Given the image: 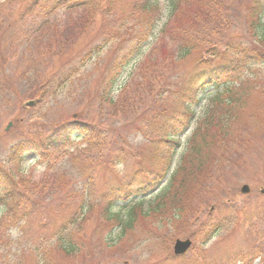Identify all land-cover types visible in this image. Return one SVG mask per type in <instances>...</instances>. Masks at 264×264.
Listing matches in <instances>:
<instances>
[{"label": "rangeland", "instance_id": "obj_1", "mask_svg": "<svg viewBox=\"0 0 264 264\" xmlns=\"http://www.w3.org/2000/svg\"><path fill=\"white\" fill-rule=\"evenodd\" d=\"M151 1H158L165 15L158 12L154 16L156 29L140 53L120 70H110L109 66L131 57V46L137 40L124 34L123 25L134 35L145 25L146 11L122 19L136 5L135 0H0V166L15 182L25 183L20 187L25 193L20 209L14 199L0 194V221L2 216L9 220V231L20 234L23 244V249L13 246L10 252H0V264H264L262 60L238 65L227 77L234 81L232 95L239 97V109L230 94L209 88L202 95L167 177L151 192L144 189L133 199L116 201L112 213L118 217L107 219L108 191L125 185L137 169L141 180L134 183V189L151 180L155 148L145 142L150 135L144 132L154 119L150 88L161 90L164 80L182 83L177 92L166 96L162 106L167 114L162 122L179 108L171 96L185 89L197 61L195 56L176 60L173 70L160 80H144L150 74L143 70L145 58L152 54L161 57V48L174 44L169 33H160L168 21L167 0ZM145 3L147 0L141 6ZM250 3L241 0L226 35L242 46L252 43L256 47L245 26ZM80 4L86 7L70 9V5ZM117 72L111 91L107 87L108 98L98 103L104 81ZM31 100L35 104L28 106ZM224 113L226 134L222 137L216 132L219 128L211 129L204 149V171H194L191 186L188 182L180 185L184 174L177 173L178 185L172 191L173 175L189 156L197 133L208 118ZM74 120H92L96 130L108 133L104 159L98 160L95 151H91L94 156L88 155L86 138L73 137L69 144L46 155L31 150L21 163L12 161V148L30 134L70 127ZM123 138L134 154L130 152L123 163L116 164L120 155L129 152L121 150ZM204 176L207 181L199 182ZM244 184L250 186L247 194L241 191ZM89 189L94 203L84 209V228L78 238L82 250L64 256L54 247L55 234L64 220L79 213L81 194ZM141 200L142 206L133 209ZM151 205L155 208L149 211ZM10 210L15 213L11 215ZM133 213L135 223L122 236L126 217ZM22 214L26 218L23 226L14 223L21 221ZM186 238L192 239V248L175 256V241Z\"/></svg>", "mask_w": 264, "mask_h": 264}, {"label": "trees", "instance_id": "obj_2", "mask_svg": "<svg viewBox=\"0 0 264 264\" xmlns=\"http://www.w3.org/2000/svg\"><path fill=\"white\" fill-rule=\"evenodd\" d=\"M144 1L135 0L136 5L132 6V9L125 12L122 16L123 21H125L133 18L137 11H146L144 14L145 25L135 35L131 28L123 25L124 34L127 37L133 35L137 40L135 41V45L131 46V57L120 62L118 65L109 66L110 70H120L124 64L130 61L133 55L140 53V50L147 43L146 41H148V36L154 28L156 29L158 21L154 16L158 12H161V17L164 16V10H160L161 5L158 1L147 0L148 3L141 6ZM240 3L241 0H167L166 17L168 21L162 27L160 33L163 35L169 33L174 44L172 48L169 47L170 45L166 46L165 49L161 48V57H159L160 55L154 56L152 54L150 57L145 58L142 63L144 64L143 70L145 73L150 72V74L146 75L144 80L146 81L153 77L156 78V81L160 80L163 75L173 70L177 62L176 60H183L189 56H195L197 58L195 70L192 77L187 78L184 85L185 89L181 93L178 92L176 95L171 96L172 99L178 102L179 108L173 109V112L169 113L167 118L162 122L160 120L165 118L167 114L166 109L162 106L166 96L171 94V92H177L178 85L182 83H178L177 80H164V88L161 90L156 89L154 86L150 88L153 104L151 109L154 119H151L144 127V132L150 135L145 137V142L152 144L155 148L152 155L153 166L150 169L149 175L151 180L145 181V185L142 183L139 189H134V183L141 180L138 179L137 169L131 177H128L129 180L125 185H117V187L108 191L110 194L106 203L108 209L106 216L108 220H111L113 217H118V215L112 213L116 201L133 199L144 189L151 192L166 178L171 169L177 147L180 145V136L191 124L195 116V107L199 104L201 100L200 95L203 92L208 88H216L218 92L230 94L229 99L234 107L236 109L240 108V104L238 103L239 97L232 95L234 81L228 80L227 77L237 71L238 65L242 66L245 62L246 64L248 62H261V60L264 62V0H251L245 17L247 30L245 32L255 40L256 47L252 43L248 46H242L238 42H234L232 40L233 38L226 35L233 27V19L236 20L237 7ZM82 7L86 6L82 4L70 5V9H79ZM145 16L147 17L145 18ZM157 44L159 43L157 42ZM261 47H263V50ZM221 59L223 61L217 62ZM118 74L119 72L111 75L108 81H104L101 94H97L98 103L106 101L105 99L108 98L109 94L107 87L109 86V90L111 91L112 84ZM226 116L224 113L208 118L205 128L197 133L198 140L196 141V138H194V144L192 145L189 156L185 158L180 168L173 175L174 182L171 186L174 188L172 191H175L178 185L175 183L177 173L184 174L182 182L179 183L180 185L183 186L188 182L187 186H191L190 183L195 182V172L204 171V149L205 144L207 146L211 138V134L209 133L212 128H219L216 132L224 137L226 131L224 130L225 126L222 120ZM95 126H97L96 122L92 120L91 122L88 120H74L70 122V127H61L47 133L36 135L30 134L27 137L28 139L12 148V161L18 164L21 163L25 158V154L31 150L37 153L38 156L46 155L49 151L57 150L69 144L73 137L86 138L89 142L88 155L94 156L91 154V151H95L100 157L95 156L98 160L104 159L102 152L109 136L103 129L96 130ZM121 150H129V152L124 156L120 155L116 164L123 163L130 152H132L130 143L125 138L122 139ZM194 161L196 164L192 165ZM144 168L145 165L140 168L139 172L143 171ZM195 168L202 171H198ZM188 176L189 178H187ZM207 179L208 177H201L199 182L207 181ZM24 185V181L15 182L13 175L0 166V194L4 199H14L19 209L24 204L21 200L25 193L23 191L21 192L20 189ZM117 191H122L123 193H118ZM91 192L92 190L89 189L81 194L82 203L77 211L82 216L79 213L73 214L67 220H64L59 229H57L55 234L56 244L54 247L64 256L70 257L82 250V243L78 238L82 237L84 228V209L92 206L94 203ZM168 193L166 192L164 195L167 196ZM141 195L144 196L145 194ZM142 204L141 200L137 204H134L132 208L142 206ZM162 205H164V202ZM154 208L155 206L151 205L149 211L154 210ZM19 209H16V211ZM12 213H15V210H10L11 215ZM25 219L22 214L21 221L16 220L14 223L23 226L26 223ZM135 219V213L132 216L126 217L127 221L121 229L122 236L135 223ZM118 224H120V220ZM8 227H10L9 220L4 221L2 216V220L0 221V252H10L13 246L23 249L21 235L12 233ZM31 246L33 245L31 244Z\"/></svg>", "mask_w": 264, "mask_h": 264}, {"label": "water", "instance_id": "obj_3", "mask_svg": "<svg viewBox=\"0 0 264 264\" xmlns=\"http://www.w3.org/2000/svg\"><path fill=\"white\" fill-rule=\"evenodd\" d=\"M33 104V102H30L29 105ZM249 187L247 185H244L242 188L243 192H249ZM264 192V190H263ZM191 246V241L189 239L187 240H177L174 246V251L176 254H183L185 253Z\"/></svg>", "mask_w": 264, "mask_h": 264}]
</instances>
